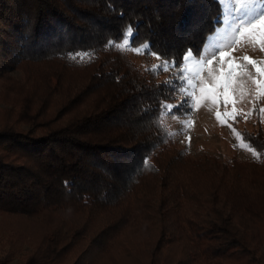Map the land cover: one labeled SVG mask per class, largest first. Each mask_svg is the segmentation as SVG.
I'll return each instance as SVG.
<instances>
[{"label":"trees","instance_id":"1","mask_svg":"<svg viewBox=\"0 0 264 264\" xmlns=\"http://www.w3.org/2000/svg\"><path fill=\"white\" fill-rule=\"evenodd\" d=\"M219 17L215 0H0V264L23 246L20 264H97L136 232L132 264H262L264 130L239 131L255 160L213 168L162 122L180 92L162 64Z\"/></svg>","mask_w":264,"mask_h":264},{"label":"rangeland","instance_id":"2","mask_svg":"<svg viewBox=\"0 0 264 264\" xmlns=\"http://www.w3.org/2000/svg\"><path fill=\"white\" fill-rule=\"evenodd\" d=\"M215 1L220 9L218 24L199 53H186L178 67L167 62L161 66V72H167L180 85L175 99L163 104L166 112H172L162 115L169 139L173 146L185 147L188 158L204 156L213 168V158L219 162L255 160L256 154L242 142L239 131L264 130V28H252L264 16V0ZM120 46L141 67L158 63L155 55L144 53V46L130 47L127 39ZM74 57L83 59L85 55ZM11 76L21 78L19 72ZM225 82L226 90L221 87ZM141 235L145 233L122 237L128 254L120 251L123 244L115 245L112 250L116 258L103 256L97 264H132L134 254L140 251ZM7 238L0 226V255ZM258 250L264 264V245ZM28 251L29 247L23 246L9 264H20Z\"/></svg>","mask_w":264,"mask_h":264},{"label":"snow or ice","instance_id":"3","mask_svg":"<svg viewBox=\"0 0 264 264\" xmlns=\"http://www.w3.org/2000/svg\"><path fill=\"white\" fill-rule=\"evenodd\" d=\"M252 28L253 29H257V28H264V16H262L260 18V21H259V25L257 24H253L252 25ZM223 55V54H222ZM245 59H247V57H245ZM228 76H231V71H229V73L227 74ZM222 89L226 90L228 88V83L225 82L222 86ZM182 103H184V101H182Z\"/></svg>","mask_w":264,"mask_h":264}]
</instances>
